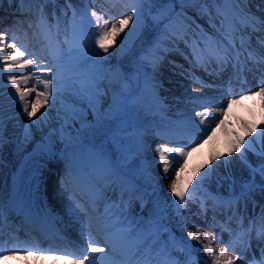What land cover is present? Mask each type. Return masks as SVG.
<instances>
[{
	"label": "bare ground",
	"instance_id": "bare-ground-1",
	"mask_svg": "<svg viewBox=\"0 0 264 264\" xmlns=\"http://www.w3.org/2000/svg\"><path fill=\"white\" fill-rule=\"evenodd\" d=\"M197 1L202 10H207L208 13L209 10L212 11L206 20L186 25L189 18H185L184 29L181 25L172 22L174 28L172 37L160 40L155 50L150 51L145 69L142 72L138 71L137 78L133 79V87L120 84L119 89L114 88L105 96H98L106 100L105 109L109 111L110 117L120 119L114 131L118 132L117 142L122 144L121 173L129 184L145 195L154 196V202L162 204L178 201V197L173 196L170 189L174 180L177 182L178 189L187 190L186 201L188 196L193 195L192 192L197 190L204 192V195L201 194L200 202L189 199L192 202L178 214V219L174 223L177 231L176 238L172 240V244H164L161 248H159L160 240L150 235L137 239L135 228H130L126 234L123 224L131 215L123 214L122 209H117L111 204L107 208L111 214L108 216V223L114 227L112 231L114 236L122 238V244L117 247L118 249L113 247L108 249L111 255L117 256V260L126 264H142L143 256H153L162 262L163 257H167L168 264H177V261L171 258V252H175L177 245L183 249L189 264H214L217 258L220 264H224L227 258L233 259L234 264H264V255H262L264 252L262 230L264 180L259 173L253 176L248 167V164L258 166L260 158L253 151L242 148L241 153L246 155L247 163H245L241 153L232 151L239 137H243L246 142H253L256 152H259L264 145V138H258L257 135L264 128V110L260 112L255 106L256 103L264 106V96L250 95L251 92L259 91L260 87L264 86V63H260L264 60V43L260 42L259 46L257 45V38L264 39V37L262 32L249 29L252 25H254L253 28L257 27L259 23H252L250 26L247 23L248 20H241L235 12H232L233 16L228 14L229 6L243 8L245 14L239 10L237 13L261 23L264 21V0L259 3H257L259 0H238L236 3H224V0ZM95 5L106 14L103 23L107 24L108 29L111 28L112 23L123 18L124 15L131 14L133 6L123 0H97ZM192 6L194 5L190 7ZM215 10L216 14L219 12V16L213 20ZM37 11L42 15L41 9H35V6L33 4L30 6L26 0L23 3L21 0H0V28L7 30L9 37H12L19 48L26 53L20 58V63L29 56H35L42 62V67L54 66V71L58 69L60 72L62 67L55 61L61 58L55 56L54 51L47 46L49 35L41 31ZM44 12L46 13V9L43 7ZM254 12L263 17L261 21L254 16ZM184 15L187 16L185 13ZM225 17H227L226 20ZM132 25L133 20L129 22L124 32L116 36L118 50L129 37L128 31ZM262 25L264 26V23ZM181 36L186 39L196 36L192 38V43L189 45L190 51L187 54L192 56L194 50L199 51L201 54L199 62L195 55L190 60L188 56L184 58L170 45V41L180 40ZM243 36H247L248 39H244ZM29 40L39 42L38 47L36 46L37 50L33 53L25 49V43ZM229 40L235 44L234 50L228 45ZM197 42L200 44H196ZM220 45L229 47V58L223 64L218 63L217 59L209 53L210 48ZM5 52L0 55H10L14 51L8 47ZM160 52L163 55L158 57ZM171 57L183 61V66L180 67L184 69L183 75H181L182 72L176 73L172 71L173 69L161 67L168 64ZM194 65L201 69L198 74L204 73L212 78L211 81L221 83L220 86H210L195 79L188 71V67ZM158 66L162 68L160 71ZM173 66L176 69L175 65ZM32 70L33 66L24 69L13 68L8 73H0V76H15L17 85L22 91L27 92L36 84L35 76L31 75ZM82 71L60 73V94L55 98L49 96L47 103L42 98L36 99L37 92L43 85H38L36 91L31 92L30 95L26 94L23 101L16 93L21 109L18 120L14 125H11L9 120L5 123V128L10 130L14 128L17 131L16 134H11L12 138L5 142L0 150V178L1 184L4 185L0 199L5 201V211L13 214V225H9L7 231L0 236V244L5 253L10 252V256L18 258H32V251L21 253L14 252L12 249L38 248L72 256L68 258L42 256L39 258L40 261L34 264H77V260L73 257L80 254L82 250L75 248V245L66 238V234L71 235L77 232L74 230L71 233V229L67 226L69 219L74 215L70 202L74 206L77 202L87 206L88 197L95 193L97 195L96 210L104 214L105 200L113 198L116 201L119 197L116 192L104 194L101 190L106 183L104 179L101 181V178L108 173V168L101 170L102 165L98 159H95L85 147H76L73 150L67 147L64 141V137L68 135L65 127L69 124V119L65 115V107L68 106V98L65 94L73 100H84V96L78 94L77 85L72 84ZM23 74H28L27 81L17 78ZM36 75L51 74L38 72ZM179 76H185V78L177 82ZM193 82L194 84H191ZM255 82L257 86L252 85ZM242 94L244 99L241 100ZM233 99L237 102L229 106V102ZM3 100L6 102L7 98ZM13 103L17 101L13 100ZM25 105L28 106V111L32 110L33 105L37 108L31 119L24 111ZM42 114L46 115L42 117ZM253 128L256 129L255 132L252 131ZM36 141L43 147L37 148L36 152L28 158L24 168L27 165L31 168L27 176L23 177L24 168H19L16 163L21 154L24 151L27 152ZM196 145L198 147L186 160L177 153H165L168 159L164 162L159 159L164 147L179 146L185 151H190L191 147ZM230 152L231 155H229ZM66 157L70 158L69 163L65 161ZM177 161H183V171H179ZM8 163L12 166L6 167ZM85 163L90 167L89 171L86 170V166H83ZM164 164L169 166L166 173ZM70 170L76 178L73 183H70ZM177 171H179L178 176ZM205 173L208 174L205 176ZM56 174L59 177H56ZM209 180H213L215 184H221L220 188L215 192L210 191L205 186ZM51 181L62 182L65 186L62 190L69 194V199L67 201L61 194L55 192V195L47 198L49 207H46L41 199V195L44 194L42 189L50 188ZM223 186L230 188L229 193L224 196L219 193ZM26 189H33L36 193L29 196ZM253 192L255 194H252V197L257 202V207L246 200ZM237 195L241 196L243 202L235 201L234 198ZM162 197H169V200ZM209 202L211 204H208ZM42 206L49 214H53L57 225L49 218ZM85 220L88 221L87 217ZM16 221L20 226L18 230L14 226ZM137 224L139 226V223ZM94 227L96 228L95 225ZM189 232L197 239H192ZM246 232L250 233L249 238ZM128 235L136 239L127 240ZM206 236L207 239H205ZM225 238L227 241H224ZM18 239H21L20 243H17ZM247 242L249 245H258L257 255L241 252ZM206 247L211 251H206ZM226 249L225 257L221 258L219 254ZM9 255L4 254L0 257V264H16L15 259L9 258ZM237 257L241 258L237 259ZM180 263L186 264L184 259H180ZM84 264L88 262L85 261ZM101 264H113V262L104 257Z\"/></svg>",
	"mask_w": 264,
	"mask_h": 264
},
{
	"label": "rangeland",
	"instance_id": "rangeland-1",
	"mask_svg": "<svg viewBox=\"0 0 264 264\" xmlns=\"http://www.w3.org/2000/svg\"><path fill=\"white\" fill-rule=\"evenodd\" d=\"M96 1L97 0H26L27 3H30L31 5L33 4L35 7L41 9V14L44 16L45 22L51 26L55 45L54 50L51 49L50 45L49 49L54 51L55 56L61 58L59 60V64L62 67L60 73L83 70L72 81V84L77 85V90H79L80 82L82 81H91L95 86L92 95L90 97H84V100H73L69 95L65 94V97L68 98L67 105L74 108L76 113L75 119L68 118L69 124L65 127L68 135L64 137V141L67 147H73L75 145L80 148L85 147L92 153L95 159H98V162L102 165L101 170L108 168L109 171L103 178L106 183L104 186L102 185V192L104 194H106V192L111 194L116 192L122 197V203H126L129 199L128 207L131 209H127V213H129L131 217L126 219L129 221L126 225H131V228H135V235L142 234L139 237H136L137 239H140L145 235H150L152 238L159 239L161 242L159 248H161L164 244H172V240L176 238L177 231L174 227V223L178 219V214L192 202V200L189 199H195L200 202L201 196L204 195V192L199 190L192 192L191 194L193 195L190 194V198L188 196V201H185V204L180 207L178 211L176 201L173 203L165 202L164 204L154 202V196L145 195L136 187L129 184L121 173V164L123 161L120 151L122 150V144L119 141L117 142L118 132L114 131L117 124H119L120 119L110 117L109 111L105 109L106 100L101 99L98 96H105L114 88L119 89L120 84L131 85L133 87V79L137 78L138 71L142 72L145 69V63L150 56V51L153 49L155 50L160 40L165 38L160 37L162 35H167L169 32H173L174 28L172 27V22L178 24L179 21H177V19L181 18L184 20L185 18H189V20L186 19L188 21L187 24L185 23L186 25H192V23H197V21L201 23V21L206 20L208 14L210 15L212 11L209 10L208 13L207 10H202L199 7L200 4L197 0H195V2L194 0H169L170 2L168 1V4H170L171 7L169 14V8H166L168 11H161L160 14L154 10L153 5H148V7L143 9H141L140 5H133L132 10L133 7L140 9V12L138 13L140 18L137 20L136 16L133 17V25L128 31L129 37L123 42V46H121L122 49L119 47L118 50L116 47L118 44L117 40L113 41L109 38L105 41L106 45L109 47V52L104 53L98 46H96L95 40L100 34L98 23H103V21H105L106 14L95 5ZM123 1L129 3V0ZM69 4L71 6H69ZM191 5L194 6L190 7ZM43 7L46 9V15L43 13ZM73 10L76 12L78 31L83 32V40H80L79 37L74 39L72 20ZM91 11H96L98 16L101 17L99 22L91 17ZM184 13L187 14V16H185ZM214 13L213 20L219 16V12L216 14V10ZM85 16L90 23L86 21L81 25L80 22ZM160 19L161 23L158 22ZM145 22L147 25L152 27L155 26L157 28H155L156 31H154L150 37L147 35L145 45L138 48V44H141V40L139 41V34L141 33V30L144 27L143 23ZM93 48L95 49L94 51ZM97 53H99V55H97ZM124 56L126 58L129 57V60L132 58L130 68L127 72L122 71L118 66V61ZM263 110L264 106L259 104L258 111L261 112ZM122 123H120V125ZM83 129L86 130V132L83 133ZM13 130L16 134L17 130L14 128ZM58 133L60 132L58 131ZM106 153L109 156H107ZM5 166L11 167L9 163ZM29 168L31 167H28L27 165V167L22 170L23 177H25V175L27 176V172L30 171ZM1 180L2 179L0 178V195L4 188V185L1 184ZM214 184L213 180H209L205 186H207L210 191L215 192L216 189L220 188L221 184ZM161 185L165 186V184ZM223 187H221L223 191L221 189L219 191L222 196L228 194V190L230 189L228 186ZM26 191L29 196L36 193L33 189H26ZM252 194H255V192L251 193L246 200L254 205V207H257V202L253 199ZM162 198L169 200V197ZM234 199L235 201L240 200L243 202L241 196L237 195ZM107 201L108 200H105L106 205L108 206L117 202V200L115 201L113 198H110L109 201ZM3 202L5 203V201ZM208 204L211 203L209 202ZM10 218H12L11 212L5 211L4 208L3 224L6 223L7 225L3 226L0 236L7 231ZM137 223H139V226ZM14 226L18 230V224L14 222ZM125 228L124 231L128 234L129 231L126 226ZM144 231H146V233H143ZM82 243L84 244L82 252L76 255V257L82 258L86 255L89 242L82 240ZM153 250L154 249H152V251ZM5 252L6 251H4V254L6 255L10 254V252ZM31 253L32 258H18L10 255L9 258H14L16 264H34L36 262L38 263L40 261L39 258L42 256L72 257L69 255H59V253L52 250H40L39 252L32 251ZM172 253L177 254L174 255V258L180 257L184 260L187 258L183 249L180 248L179 245L176 246L175 252L173 251ZM177 264H181L180 259L177 261Z\"/></svg>",
	"mask_w": 264,
	"mask_h": 264
},
{
	"label": "snow or ice",
	"instance_id": "snow-or-ice-1",
	"mask_svg": "<svg viewBox=\"0 0 264 264\" xmlns=\"http://www.w3.org/2000/svg\"><path fill=\"white\" fill-rule=\"evenodd\" d=\"M24 0H21V3H23ZM145 2H149V0H129V3H131L132 5H142ZM238 2V0H224V3H236ZM69 6H71L69 4ZM140 12L139 8L133 7L132 13L128 14V15H124L123 18L119 19L118 21H116L115 23H112L111 28L108 29L107 24L104 23H98V27L100 29V34L99 36L96 38L95 40V44L96 46H98L104 53H108L109 52V47L106 45L105 41L108 40L109 38H111L113 41H115L116 36H118L120 33L124 32L125 28L128 27L129 22L133 20V17L136 16L137 20L140 18L138 13ZM91 17L95 18L97 22H99V20L101 19L100 16H98L96 11H91ZM227 19V17H225V20ZM73 36L74 39L79 37L80 40H83V32L82 31H78V27H77V23H76V12L75 10H73ZM87 21V17L85 16V18L83 20H81L80 24L83 25L85 22ZM88 23H90V21H87ZM222 26H224V21H222ZM7 33H0V39H2L4 36H6ZM228 45L234 50L235 49V44L229 40L228 41ZM8 47H12L14 49V53L11 57H0V60L3 61V65H0V70H2V68L6 67V68H20V69H24L28 66H33V70L31 75L35 76V80H36V84H34L32 89H28L27 92H24L21 90V88L17 85V80L15 78V76H10L9 77V82L12 85H16L15 87V92L19 94L21 101L24 100V97L26 94L30 95L31 92L36 91V88L38 85H43L42 89H40L39 92H37V97L36 99H43L45 101V103H47L49 96H52L53 98H55L56 96H58L60 94L61 91V84H60V72L59 70H55L54 71V66H48V67H42V62L39 61L38 57L35 56H29L28 59L24 60L22 63L19 62L21 57H24L26 55V53L24 51H21V49L19 47H16L15 43H11L8 45ZM95 49L93 48V51ZM3 51V48L0 47V52ZM209 53L210 55H212L213 57H215L218 61V63H226L227 59L229 58V47L225 46V45H220L219 47H212L209 49ZM196 57L197 62L200 61L201 59V54L199 51L194 50L193 53ZM97 55H99V53H97ZM14 61L16 63L14 64H9L7 61L8 60ZM260 63H264V60H261ZM38 72H46V73H50L51 75H36V73ZM22 79H24L25 81H27L28 74H23ZM55 81V83H54ZM95 90V86L91 81H83L80 84L79 90H78V94L84 97H90L92 95V92ZM250 95H262L264 96V86L260 87L259 91H253L250 93ZM240 99H244L243 94L240 96ZM237 101L235 99H233L232 101L229 102V106L231 103H236ZM91 106V104H90ZM24 111L28 114L29 119H31L36 111L37 108L35 107V105H33L32 110L28 111V106L25 105ZM65 113H66V117L67 118H71V119H75L76 118V113H75V109L71 108L70 106H66L65 107ZM46 115V114H42V117ZM197 115H200V113H197ZM201 123H203V121H201ZM253 132L256 131L255 128L252 129ZM3 132H4V120H3V116L0 115V143H3ZM258 138H264V128H262L260 130V132L257 134ZM196 147H198V145L196 146H192L190 151H185L183 150V148L177 146V147H164L163 150L160 153V161L164 162L166 159H168V157L165 155V153H177L178 156L184 158V160H186V158L191 155L192 151L196 150ZM247 149L250 151H253L259 158H260V163L258 166H252L251 164H248V167L250 168V171L253 173V176H255L256 173H259L260 177L262 178V180H264V145L261 146V150L259 152H256V150L253 148V142L251 141H245V139L243 137H239L237 140V143L235 144L234 148L232 151L237 152V153H241V149ZM232 153L230 152L229 155H231ZM241 156L244 158V162L247 163L246 161V155L245 153H241ZM177 166L179 168V171H183V161H177ZM169 170V166L167 164H164V171L165 173ZM175 171V169H174ZM179 171H177V176L179 175ZM208 173H205V176ZM70 176V183L75 182V174L70 170L69 173ZM201 180H203V177H201ZM170 189L172 191V193L178 197V201H176L177 204V210L179 211V208L182 207L185 204L186 201V197H185V192L187 191L185 190H180L178 189L177 186V182L174 180L171 185H170ZM190 198V196H189ZM96 199H97V195L94 193L93 195H90L88 197V203L87 206L85 205H81L79 204V202H77V206L80 207L81 211H83L88 219V228H89V243L87 246V253L86 255H84L82 258L80 257H75V259L77 260V264H84L85 261L88 262V264H101V261L103 260V256L101 254L105 253V247L104 246H99L98 242L95 240L94 237H92L91 234V227H92V221L95 220L96 226L98 230H105L108 227V216L111 215L107 208L105 209V213L103 215H101L99 212H97L96 210ZM93 213H95V215H93ZM3 221H4V202L2 200H0V232H2L3 230ZM189 236H191L192 239H197V237L195 235H193L191 232H189ZM122 239L119 237H115L114 234L109 233L108 234V239L106 241V243H116L117 240ZM205 239H207V236L205 237ZM206 251H211L210 248L205 249ZM4 249L2 247V245H0V257H2L4 255ZM12 251L14 252H27V251H40V249L38 248H15L12 249ZM226 251L225 252H221L219 254V256L221 258L225 257L226 255ZM59 255H69L67 253H60ZM262 255H264V252H262ZM241 257H237V259H240ZM144 264H149L148 261H145ZM214 264H220L219 258H217L214 261ZM224 264H234L233 259L227 258L224 261Z\"/></svg>",
	"mask_w": 264,
	"mask_h": 264
},
{
	"label": "trees",
	"instance_id": "trees-1",
	"mask_svg": "<svg viewBox=\"0 0 264 264\" xmlns=\"http://www.w3.org/2000/svg\"><path fill=\"white\" fill-rule=\"evenodd\" d=\"M168 1L169 0H149V2H145L144 4L140 5L141 6V9L143 8H146L148 7V5L150 6H154V10L157 12V13H160L161 11H168L166 8H169V11H168V14L170 13V4H168ZM170 2V1H169ZM147 3V4H146ZM168 5V6H167ZM161 14V13H160ZM159 23H161V19L158 20ZM144 27L142 28L141 30V33L139 34V41L141 40V44H138V48L139 47H143L145 45V42H146V39H147V35L148 37L151 36V34L156 31L155 26H150V25H147L146 22L143 23ZM146 29H147V32H146ZM141 49V48H140ZM132 62V58L131 60H129V57H123L122 59H120L118 61V66L120 67V69L122 71H125L127 72L128 69L130 68V64ZM84 128V127H83ZM86 129V128H85ZM86 132V130L83 129V133ZM106 152V151H105ZM107 154V153H106Z\"/></svg>",
	"mask_w": 264,
	"mask_h": 264
}]
</instances>
